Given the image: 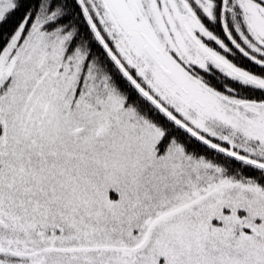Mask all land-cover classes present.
I'll list each match as a JSON object with an SVG mask.
<instances>
[{
  "label": "snow or ice",
  "instance_id": "1",
  "mask_svg": "<svg viewBox=\"0 0 264 264\" xmlns=\"http://www.w3.org/2000/svg\"><path fill=\"white\" fill-rule=\"evenodd\" d=\"M0 264H264V0H0Z\"/></svg>",
  "mask_w": 264,
  "mask_h": 264
}]
</instances>
